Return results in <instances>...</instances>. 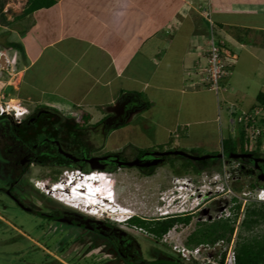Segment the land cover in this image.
Returning <instances> with one entry per match:
<instances>
[{"label": "crops", "instance_id": "crops-1", "mask_svg": "<svg viewBox=\"0 0 264 264\" xmlns=\"http://www.w3.org/2000/svg\"><path fill=\"white\" fill-rule=\"evenodd\" d=\"M204 7L211 12L220 45L236 55L241 51L233 69L237 82L241 79L243 84L250 61L264 64V0H59L24 17L29 20L28 26L17 19L12 25L0 27V51L10 62L3 70L7 75L0 74V84L17 93L25 90L26 99H32V93L40 89L35 96L37 106L52 105L77 113L85 110L92 115L91 125L106 116L93 120L92 110L100 111L96 107L111 113L119 105L136 103L126 124L140 112L150 111V104L155 102L152 97L161 93L165 97L159 98L167 99V108L181 105L174 112L175 131L180 123L186 128L184 136L172 135L150 146L190 150L201 144L198 139L205 135L209 119L199 118L203 113L197 112L194 120L181 122L180 114L195 101H207L210 95L212 112L218 108L216 91L203 84L210 32L209 21L202 13ZM12 36L16 37L12 40ZM247 36L254 37L250 45L246 44ZM11 50H15L13 56ZM244 50L249 57L242 55ZM19 52L21 56L16 59ZM246 63L249 65L244 66ZM232 74L222 80V85H228L225 90L232 88L235 94L251 100L264 92V82L260 81L262 88L256 96H250L231 79ZM231 82L237 84L230 87ZM12 98L21 102L18 96ZM214 140L218 149L219 133Z\"/></svg>", "mask_w": 264, "mask_h": 264}, {"label": "rangeland", "instance_id": "rangeland-1", "mask_svg": "<svg viewBox=\"0 0 264 264\" xmlns=\"http://www.w3.org/2000/svg\"><path fill=\"white\" fill-rule=\"evenodd\" d=\"M2 1L4 3V12L7 20L16 22L17 20L15 19V17L16 15H19L23 12L24 8L26 7L27 0ZM20 21V24L22 26H28L29 24V20L27 18H23ZM2 35L3 33L0 31V40H3ZM15 37L16 36H12V40ZM246 39V44L250 45L249 42H251L252 39L254 42V37L247 36ZM14 52L15 50H11L9 51V54L13 56ZM236 53L239 57L241 56V51H236ZM242 55L249 57V54H247L246 50L242 51ZM20 56L21 53L19 56L15 57L16 59H19ZM250 59H248V61ZM250 63L251 65L248 68L246 65H249V63H246L244 65L246 66L247 71L244 70V67L239 69V73L244 70V75H246V79L243 84L242 82H240L241 79L237 82L238 76L236 75V73H234L235 69H233V76L231 79L241 84V87L243 86L246 90H248L250 92V96H256L259 89L262 88V83L260 81L264 82V64L262 62L260 63V61L258 60H252L250 61ZM3 70L4 69L0 68V74L2 73L6 76L7 73H5ZM241 76L242 73L239 77ZM237 83L231 82L230 87L235 86ZM41 85L44 87L43 84ZM222 86L223 87L221 88L219 93H217V91L216 93L211 92L214 93L215 99L217 100L218 104L216 113L212 112L210 95V97L208 98L209 101L207 100L208 102L203 100L202 102L199 101L197 103V101H195V103H193V106L190 107L189 110L182 109L183 112L179 116L181 122H189V120H194L193 118L197 116V112H200L203 114L202 117L199 118L209 119L208 124L206 126L204 125L205 135L202 137L197 136L200 138L198 140L201 141V144L199 146L188 148L195 151L196 155L212 154V152L222 151L223 140L231 139L232 141V138L236 142L235 144H237L236 146L240 151L242 145L244 144L240 141V135L242 129H245L246 125L244 121H239V116H244L245 114H250L251 112L255 113L256 110L260 108L251 107V104L253 103L256 105L259 104L257 101V97H255V99L253 98L252 100L250 97L245 99L242 98L240 94H235L232 88L226 89V91L225 88L226 86L228 87L227 84L225 85L224 83V85ZM63 87L64 90L70 89L69 87L65 88L66 86ZM3 91L10 97L18 96L26 109L33 110L37 107L36 103L38 100L35 99V96H38L40 94V89L35 90V93H32L34 99H26L27 96L24 95V92H26L25 90L17 93L10 86L4 87ZM143 96L148 100V95L143 94ZM159 97H165V95L161 93H156V95L154 94L152 98L155 99V102L150 104V111L144 110L140 112L139 115L135 117V119L121 125L119 127V130L117 129L114 132L113 130H111V132L107 136L102 134V132H93L91 131V128H88L90 129V131H88L86 137L88 138L87 140L93 143L92 144L90 142L92 146L95 145V149L99 150L96 152V155L101 156L105 153V151H108L111 148L113 149L114 144H128V146L129 144H133L138 148H154L155 146H150L152 143L162 142L166 140L167 137L172 135L173 137L182 136L185 132V130L183 129H185L186 127L185 125L180 123V125L177 127L178 131L176 132L175 130L177 124L175 123L176 118L174 116L175 110L177 111L179 109V106L181 105L170 104V107L167 108L165 105V101L167 99L165 101H161ZM178 100L179 98H177V101ZM185 102L186 100L183 101V105L185 104ZM186 107H188V105ZM97 108L100 111L92 110L93 120H99L103 114L107 116L110 113V111L105 110L104 108L102 109L100 107H96V109ZM255 108L257 109L255 110ZM198 109H200V111ZM189 111L190 114L188 113ZM64 112L70 116H76L78 114L75 110H65ZM263 113L264 110L262 114L259 115V117L262 115L261 118H263ZM90 125L91 124H89L88 127ZM100 126L101 125H98V128H100ZM196 126L197 125H194V127ZM257 126L261 127L259 123L257 124ZM192 127L193 126H191L190 128ZM169 128L173 129L174 131L169 130ZM222 128L223 131H221ZM97 132L99 133L98 136L96 135ZM244 132L247 133L246 130H244ZM218 133L221 145L218 149H215L214 144L216 143V140H214V138ZM262 144L263 146H261ZM245 148L248 151H255L258 149V153L264 152V140L259 139L254 143L245 146ZM129 150L133 153V149L129 148ZM180 158L182 159V162H184L183 160L187 159L185 160V162L188 164L191 163V161L187 157ZM178 166L181 167V164L178 163ZM66 168L73 169L70 167H54L53 169L49 166L35 167L31 172L28 173V176L25 175V177H23L24 179L17 183L15 190L16 195L23 201L27 202L29 205L35 204L44 211L66 209V205L52 199L51 197L45 195L43 192H39L35 186L36 182H39L41 184L42 181H44L45 183H51L53 180L59 178L63 174V170H65ZM184 168L182 166L181 172L176 174L184 177V179L189 183L194 182V187L200 185L199 187L201 193H196L197 195H195L194 198L192 197L193 199L190 197V195H188L189 192L186 193V188H182V191L185 190L183 194H181V191L179 192L177 190V187L179 185L181 186L182 181L180 180L181 182H175L174 179H172V176L175 173L171 170V168L166 166L160 168L157 172L158 174L160 173L163 178L159 177L160 175H157L156 178L154 176L152 178L147 176L143 177V175L139 176L136 171L131 169L117 170L114 173L111 172L112 174L106 172L104 173L108 190L106 193H109L107 196H113V201H116L119 204L128 207L133 212L138 213L141 216L163 217L161 215V212L170 209H179L180 211H196L188 224L177 225V228L172 229L164 235V240L156 242L149 235L141 234L138 237V240L142 246L143 255L147 259L151 260L161 258L164 260L169 259L166 256L172 255L175 259L178 260H183V258L186 261L189 260V258L191 257L189 251H186L188 255L187 258L182 256V254H180L178 251L180 249L188 247L186 239L197 228V223L218 219L222 215H225L224 212L226 213V215L230 213V217H232L234 213L232 210L233 207H235L236 204L240 203L241 208L239 213L237 214L236 221L234 223L235 231L231 238V241H233V245H235L238 237L241 234V223L245 216L247 207L252 203L259 202L255 199L256 193L260 188L264 186V184H260L262 182H259L257 180L258 173L251 171L250 162L244 164L243 160H229L228 158H226L222 164L216 162L212 167L203 169V171L197 175H195L193 172H190L189 170L185 171ZM159 178L161 179L162 187L166 185L167 188L160 189L159 187L157 188L156 186H153L154 182H156V180H158ZM5 183H7V180L0 173V184L5 185ZM258 185L260 186V188L257 187ZM50 193L57 197L63 194L61 191H59L58 187L53 188ZM161 196L165 198V201L163 200L164 202L161 200ZM235 197L237 198L236 201L234 200ZM9 198L10 197H8V195L4 196V194H2L1 192L0 220L3 221L0 222V264H73V262H69L67 258L64 257V251L62 249H54L56 244L55 242L58 238H60V235H56L55 237H52V235H50L49 237V232L46 234L44 233V230H46L44 228V225L40 224L41 227L39 228V226L36 224L37 220H34L33 217L26 214L24 210L17 209L16 207L12 208L11 206L15 204L12 203ZM68 199L76 202V199L71 196ZM105 199H107L106 196ZM96 216L100 217L98 215ZM95 219H103L105 223H107L106 220L116 223L114 220H111L106 216ZM122 227L127 229L125 225ZM257 232L264 233V224L257 228ZM50 245H54V247L52 248ZM220 250L221 247L219 248V246L213 247L210 254L208 253V251L205 252L204 250V253L199 256V261L188 262L189 264H212L211 259H218V253ZM87 254V261L96 263L98 258L97 260H94L93 258L96 259V255H100L101 252L100 250L96 249L95 251H89ZM101 256V258L108 257L107 254H101ZM110 256L112 257V255ZM81 257H84V254ZM112 264L124 263H117L116 261H114ZM167 264L178 263L168 262Z\"/></svg>", "mask_w": 264, "mask_h": 264}, {"label": "flooded vegetation", "instance_id": "flooded-vegetation-1", "mask_svg": "<svg viewBox=\"0 0 264 264\" xmlns=\"http://www.w3.org/2000/svg\"><path fill=\"white\" fill-rule=\"evenodd\" d=\"M3 25L0 23V27ZM2 88L4 87L2 86ZM120 107L121 105L100 120L98 124L101 125L100 128L97 124L89 127L78 125V114L76 116L67 115L64 110L52 105H39L33 110L25 109L24 115L18 120L7 115L0 116V173L7 180L5 185L0 184V194L2 192L4 196L10 197L11 202L15 204L11 206L12 208L24 210L26 214L37 220L36 224L39 228L40 224L44 225L46 229L44 233L49 232V237L50 235L52 237L60 235V238L55 242L54 249H62L64 257L73 264H112L114 261L124 264H149L152 261L160 260L161 258L151 260L145 258L138 237L141 234L149 235L159 242L164 240V236L157 238L146 227L139 226L132 220L137 217L153 224L170 218L188 215L193 217L196 212L179 213L176 209H170L161 212L163 217L141 216L134 212L133 218L127 223H114L106 219L107 223H105L103 219H95V217L69 207L44 211L35 204L29 205L16 195L17 183L24 179L25 175L28 176V173L35 167L62 168L68 167L67 165L71 162L82 165V162L88 163L86 161L88 155L97 168L106 173L131 169L136 171L139 176L151 178L154 176L156 178L157 175H160L157 173L159 169L166 166L175 173L172 179L175 182L180 181L182 176L176 173L181 172L183 162L180 158L182 156L174 153L178 150L176 148L165 146L138 148L133 144H129V146L128 144H114L113 149L105 151L101 156L96 155L99 150L95 149V145L92 146L93 143L86 137L90 131L88 128H91L93 132H102L105 136L111 130L114 132L119 129L129 119L137 104L128 102L125 107ZM121 110H123V115H119ZM98 134L97 132L96 135L98 136ZM129 148L133 149V153ZM242 153L246 156L241 157L240 160H243L244 164L250 162L251 171L257 172V180L264 184V152L258 153L257 149ZM178 163L181 164V167L178 166ZM89 166L91 167L90 164ZM159 177L163 178L162 175ZM153 186L160 189L167 188L166 185L162 187L160 178L154 182ZM37 190L42 192L38 188ZM161 200L165 201V198L161 196ZM179 224L183 223H176L172 229L177 228ZM124 225L127 229L122 227ZM51 247L53 248L54 245ZM96 249L100 250L102 255L107 254L108 257L101 258L100 254L96 255V259L93 258L94 260L98 258L96 263L88 262L87 253ZM83 254L84 257H81ZM166 257L169 259H165L163 264H167L166 260L170 259L176 263L189 264L191 262V260L175 259L172 255Z\"/></svg>", "mask_w": 264, "mask_h": 264}, {"label": "trees", "instance_id": "trees-1", "mask_svg": "<svg viewBox=\"0 0 264 264\" xmlns=\"http://www.w3.org/2000/svg\"><path fill=\"white\" fill-rule=\"evenodd\" d=\"M59 0H28L26 3V7L24 8L22 14L16 16V20L22 19L26 17L28 14L45 7H50L57 3ZM4 3L0 0V23L4 25H12V21H8L5 16V12L3 11ZM258 105L256 107H264V92H260L257 95ZM79 121L78 125H89L92 115L87 111L83 110L78 113ZM261 122L264 123V120ZM99 123H97L98 125ZM232 138V137H231ZM234 139H224L222 145V151L212 152L214 158L206 159V160H194L189 158L191 161L190 164L186 163L183 160V168L184 170H189L190 172L200 174L203 169L207 167H212L214 163L218 162L222 164L226 158L229 160L238 159L235 154L238 152H245L247 149L245 148L246 144L242 145L241 150L239 151L237 148V144ZM183 150L188 153L196 155L193 150L186 149H178ZM221 153H223L222 157H218ZM90 155L87 156V162H82V165L71 162V164L67 165L70 168H82L84 170L92 169V159L89 158ZM197 156H203L197 154ZM185 157V156H182ZM188 158V157H187ZM263 184V183H260ZM259 186V185H258ZM236 201L237 198L235 197ZM241 208V204H236L233 207V216L232 217H221L215 220L203 221L197 223V228L189 235L187 240L188 247L196 246L199 244L209 245L211 247L215 246L222 239L226 242H230L232 235L235 231L234 223L236 221L237 214L239 213ZM192 216H184L179 218H170L163 221H158L156 223H148L139 218L133 219L132 222L138 224L139 226H144L148 230H150L157 238H162L164 234L168 233L170 229H172L176 223L188 224L191 221ZM2 222V221H0ZM264 224V202H255L250 204L246 211L245 216L241 223V234L238 237V240L235 244V264H264V233L257 232V228ZM225 258V254L222 256V261ZM167 262H172L171 260H166ZM163 264L165 263V259H160L157 261H152L149 264ZM174 263V262H173ZM185 264V263H178Z\"/></svg>", "mask_w": 264, "mask_h": 264}, {"label": "built area", "instance_id": "built-area-1", "mask_svg": "<svg viewBox=\"0 0 264 264\" xmlns=\"http://www.w3.org/2000/svg\"><path fill=\"white\" fill-rule=\"evenodd\" d=\"M203 15L207 18L210 24V32L208 35V47H207V64L204 68L205 78L203 84L208 86L210 89L217 91V93L222 88V80L226 77H229L232 74L234 65L237 62V55L226 48H223L215 37L214 31V21L211 16V12L207 7H204L202 10ZM3 57L2 52H0V59ZM2 66L0 65V68ZM263 110H256L254 114H249L247 116H240L239 121L245 122V125L248 126L247 133L250 138V142L254 143L255 141L261 139L264 140V124L260 123L259 115L262 114ZM13 116L20 119L24 115V108L17 100L8 98L6 93L3 91V88L0 84V116ZM264 115V113H263ZM260 124L261 127L257 126ZM259 199L264 200V188H260L257 194ZM224 217H229L230 213ZM221 247L219 251L218 259L215 258L212 264H235V245L233 241L226 242L221 240L215 246ZM211 246L204 245V249L212 250ZM202 247H196L193 250V253H199ZM191 250L187 248L182 249L183 256L188 257L187 252ZM223 254H225L224 261H221Z\"/></svg>", "mask_w": 264, "mask_h": 264}, {"label": "clouds", "instance_id": "clouds-1", "mask_svg": "<svg viewBox=\"0 0 264 264\" xmlns=\"http://www.w3.org/2000/svg\"><path fill=\"white\" fill-rule=\"evenodd\" d=\"M0 52H2V54L4 55V58H5L4 59L5 60V63L3 62L2 58L0 59V65L2 66L1 68L5 70L9 66V63L10 62L8 61V58H7L6 54L3 51H0ZM7 97L8 98H11V99H14V98H12V97H10L8 95H7ZM14 100H16V99H14ZM17 101L20 102L19 100H17ZM20 104L23 106L24 112H25L26 107L21 102H20ZM256 109L257 108H255V110ZM261 109L264 110V107L261 106L258 110H261ZM250 114H254V113L251 112ZM247 115H249V114L247 113L244 116H247ZM11 117L14 118L15 120H17V118H15L13 116H11ZM262 120H264V117L263 118L260 117V119L258 121H260V123L264 124L263 122H261ZM247 128H248V126L246 125L245 129H242L241 135H240V141L241 142H244L246 144V146L251 144L250 138L248 136V133L244 132V130L247 131ZM261 146H263V144ZM238 153H242V152H238ZM238 159H240V158H238ZM104 173H105L104 171H101L98 168H93V169H90V170H84L82 168H73V169L67 168L59 178L53 180L51 183H45L44 181H42L43 184H41L39 182H36L35 185H36V187L38 189H40L47 196H49V197L53 198L54 200H56V201H58V202H60V203H62L64 205H66L67 207L72 208V209L77 210V211H80L81 213L86 214L88 216H92V217H95V218H101V217H97L96 215H91V213L87 212L86 210H83V208H80L79 205L76 202H72L71 200H69L67 198H69V196L73 197L72 195H74L75 194V191H76L77 193L82 194V196H80V197L84 198L86 201H88L86 199V195H90L91 197H95L96 195L99 194V197L101 199H104L105 196H106V198L108 199L109 202L114 203L113 202V196H107L109 193L108 194L106 193L108 190H107V186H106V180H105V177H104ZM194 174L197 175L196 173H194ZM74 177L75 178H82L84 180V182L85 183H88V184H84V186H81L80 183L73 181L74 180L73 179ZM180 180L183 181V182H182L181 186L179 185L177 187V190L179 192L181 191V194H183V192L185 191V190L182 191V188H186V193L189 192L188 195H190L191 198L192 197L194 198L195 195H197L196 193H201V190H200V187H199L200 185L199 186L197 185V187H194L195 186L194 185V182H190L189 183L188 181H186L184 179V177H181ZM62 183H64V186L61 187L60 190H61V192L64 195H61V196H58L57 197V196L53 195L52 193H50V191L53 188H56L57 186L61 185ZM257 187L260 188V186H257ZM262 188H264V186ZM101 189H103L105 192L103 190H101ZM258 191L256 193L255 199L258 200L259 202H264L263 199H259L258 198V196H257ZM199 196H201V195H199ZM64 198H66V199H64ZM118 206L121 207L120 204H118ZM125 209L128 210V208H125ZM188 211H190V210H181L180 211L178 209V212L179 213H182V212L183 213H185V212L188 213ZM191 211H194V210H191ZM103 215L106 216L107 218L111 219V220H114L115 222L127 223V222H129L133 218L134 212L132 211L129 215H127L125 218H123L122 221H119L118 219H114L112 216H109L107 213L106 214H103ZM221 217H224V216L222 215ZM171 230L172 229H170L169 231H171ZM196 247H204V244H199V245L192 246V247H186L187 249L191 250V252H190L191 257L189 258V260H191L193 262L199 261V256L204 253V250H205V252L208 251L209 254L212 251V250H207V249L201 248V251L199 253H193V250ZM178 252L180 254H182V249H180ZM182 256H183V254H182ZM184 257H186V256H184ZM211 258H212V256H211ZM211 260H212L211 262L213 263V261L215 259L212 258ZM221 261H222V259H221Z\"/></svg>", "mask_w": 264, "mask_h": 264}, {"label": "bare ground", "instance_id": "bare-ground-1", "mask_svg": "<svg viewBox=\"0 0 264 264\" xmlns=\"http://www.w3.org/2000/svg\"><path fill=\"white\" fill-rule=\"evenodd\" d=\"M73 179H74L73 180L74 182L80 183L81 186H84V184H88V183H85L83 179H79V178H75V177ZM63 186H64V183L57 186L59 188V191H61L60 188ZM61 195H64V194H61ZM72 196H73V198L76 199V203L79 205V207L83 208V210H86L87 212L91 213V215H98V216L102 217V216H104L103 214L107 213L109 216H112L114 219H118L119 221H122L123 218H125L127 215H129L132 212V210L129 209L128 207H125L121 204H120L121 207L118 206L119 203L116 201H113L114 203H112V202H109L108 199H105V198L101 199L99 197V195H96V196L94 195L95 197H91L90 195H86V199L88 201H86L84 198L80 197V196H82V194L77 193L76 191H75V194ZM66 198H64V199H66ZM72 202H75V201H72ZM125 208H128V210H126Z\"/></svg>", "mask_w": 264, "mask_h": 264}, {"label": "water", "instance_id": "water-1", "mask_svg": "<svg viewBox=\"0 0 264 264\" xmlns=\"http://www.w3.org/2000/svg\"><path fill=\"white\" fill-rule=\"evenodd\" d=\"M4 59L5 58H4V55H3L2 60L5 63V60ZM174 153H177V154H179L181 156H185V157H188V158H191V159H194V160H206V159H210V158H214L215 157V156H212V155L197 156V155L188 153V152L183 151V150H177ZM222 156H223V153H221L218 157H222ZM235 156L237 158H241V157L246 156V154H244V153H236ZM91 164H92V167L93 168H97V166L94 163H91Z\"/></svg>", "mask_w": 264, "mask_h": 264}]
</instances>
